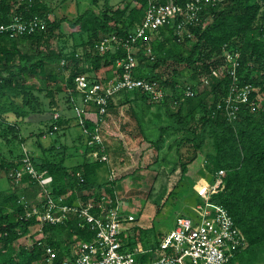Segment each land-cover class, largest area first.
Listing matches in <instances>:
<instances>
[{
  "label": "trees",
  "instance_id": "trees-1",
  "mask_svg": "<svg viewBox=\"0 0 264 264\" xmlns=\"http://www.w3.org/2000/svg\"><path fill=\"white\" fill-rule=\"evenodd\" d=\"M91 1L93 5L82 11L77 6L75 15L64 13L51 18L54 8L43 0H0V24L9 23L16 13H22L24 18L38 15L47 20L45 30L17 38L0 32V139H6L9 146V150L0 147V170L5 171L12 185L8 189H0V264H48L46 247L49 245L57 250V264L63 257L71 256L77 242L91 241L95 237V231L83 225L80 217L71 214L65 222L44 223L43 236L37 238L39 219L28 217L21 202L23 195L28 196L29 186L37 185L36 181L28 174L19 181L12 175L21 166L26 152L20 146L26 138L21 136L18 139L22 124L28 116L41 109L33 106V98L40 99V95L35 93L39 87L35 83L30 85L27 76L45 79V96L49 98L50 107L59 106L57 93L66 92L68 101L71 93L80 95L75 83L80 73L87 74L92 81L109 78L120 69L117 60L124 55V50L101 52L96 44L108 34L128 35L133 32L143 20L147 2L131 0L124 7H114L111 0L102 3L100 0ZM162 1L184 3L186 0ZM200 17L197 24L188 26L191 36L184 32L179 40L176 26L168 24L155 33L153 54H148L145 46L138 47L135 75L159 81L166 91L165 97L154 100L147 92L124 89L109 100L107 112L120 119L121 107L128 105L136 126L132 130L123 124L122 130L131 136L152 141L156 150L167 135H176L168 152L175 147L173 170L179 169V177L165 198L179 190H193L194 184L184 189L183 180L189 165L201 152H206L202 176L209 175L208 178L213 180V174L224 169L225 187L213 198L229 210L247 238L246 247L227 264H264V0L209 3L201 10ZM77 33L88 35L81 43L82 52L75 44L67 51L60 43L53 42L56 37L69 38ZM23 43L30 45L31 49L23 50ZM230 50L240 53L239 82L253 87L249 102L242 105L233 120L222 107H218V102L229 91L232 76L227 74L217 78L211 74L215 67L225 63L226 53ZM64 59L68 62L65 66L62 65ZM66 70H69L68 77L63 85H59V77ZM185 70L190 72L187 78L183 77ZM188 88L195 92L193 96L184 95ZM143 101L149 107L155 104L166 116L156 127L158 133L155 138L149 137L148 129L152 125L145 120ZM92 109L98 110L96 106ZM156 114L160 115V110ZM108 115L100 120L102 129L107 135H115ZM86 122L91 128L95 126L91 120ZM71 125H79L76 115L66 117L59 113L51 116L49 123L40 126L37 132L42 155H32L31 158L39 170L52 175V193L56 199L64 196V201L70 204L78 200L84 204L90 200L97 203L105 194L114 195L117 179L109 180L108 176H103L109 167L89 156L91 147L84 135L81 133L79 136L85 145L83 158L76 164L66 162L68 145L62 144L64 149L57 152L55 143L45 146L41 140L44 134L54 131L55 126L65 129ZM12 145L15 149L11 148ZM107 146L113 154L120 149V146L114 148L109 142ZM167 153L162 159L167 158ZM155 161H159L158 155ZM166 186L165 181L153 198L157 204L164 196ZM192 212L190 207L186 214ZM166 233L156 231L155 227L145 230L139 225H131L123 235L124 249L131 250L139 243L155 248ZM25 237H29L32 243L21 242ZM152 255V252L140 253L136 258L143 263Z\"/></svg>",
  "mask_w": 264,
  "mask_h": 264
},
{
  "label": "built area",
  "instance_id": "built-area-1",
  "mask_svg": "<svg viewBox=\"0 0 264 264\" xmlns=\"http://www.w3.org/2000/svg\"><path fill=\"white\" fill-rule=\"evenodd\" d=\"M145 14L133 32L128 35L108 34L96 47L105 52L110 49L122 48L124 55L117 60V67L109 78L92 81L85 73L76 76V88L80 92L82 104L75 100V115L79 127L91 147L89 156L94 160L105 162L108 167L109 180H115L117 169L112 163L108 150L107 139L100 120L108 115V104L111 98L122 90H141L147 92L154 100H162L166 91L159 81L135 75L137 68L136 53L138 47L145 46L148 54H153L152 40L155 33L168 24L176 26L179 40L184 32L191 36L189 25L200 21V12L209 3L215 4L226 0H186L184 3L162 0H146ZM47 28L44 17L34 15L24 18L22 13H16L9 23L0 24V32H7L12 38L32 34ZM239 51H228L225 63L212 70V75L221 78L232 76L229 91L218 107H222L229 119L238 116L243 104L249 102L253 87L249 83L241 84L237 69ZM62 60V65H67ZM208 82V80H205ZM195 92L188 88L185 96H193ZM183 96V98L185 97ZM96 106L98 110L92 108ZM58 116V115H57ZM87 120L95 123L91 128ZM57 128V126H55ZM225 170L213 174V180L198 177L194 190L200 200L192 206L191 214L177 216L174 227L160 239L157 247H146L137 244L133 249H124V233H127L135 220L133 212L125 210L124 202L119 198L116 189L114 195L105 194L99 202L93 200L86 204L81 201L67 203L64 196L56 199L52 193V175L46 170H39L28 151L22 158V164L12 175L19 181L24 174L31 176L39 188L35 199L26 195L21 197L28 217L39 219L38 229L42 231L44 223L58 224L65 222L75 214L83 225L95 231L91 241H79L67 255L57 264H227L238 251L247 245V238L235 223L229 210L214 200L213 196L225 187ZM152 252V257L146 262H138L136 255ZM57 250L51 245L46 247V261L55 264ZM190 262V263H189Z\"/></svg>",
  "mask_w": 264,
  "mask_h": 264
},
{
  "label": "rangeland",
  "instance_id": "rangeland-1",
  "mask_svg": "<svg viewBox=\"0 0 264 264\" xmlns=\"http://www.w3.org/2000/svg\"><path fill=\"white\" fill-rule=\"evenodd\" d=\"M43 1L47 2L51 8H54L53 13L50 14L51 18L64 15V13L75 15L77 13V6H79L82 11L83 9L93 5L91 0H79V2H77V0ZM103 1L104 0H100V3ZM111 1L114 7H124L131 0ZM87 36V34L82 36L77 33L73 37L69 38L66 36L56 37L53 42L60 43L67 51H69L71 46L75 44L77 45L78 50L82 52L83 47L81 43L83 40L87 39ZM21 47L23 50L31 49V46H27L25 43L21 44ZM68 74L69 70L62 72L59 77V85H63V83H65ZM189 74L190 72L185 70L183 72V77L187 78ZM27 82L30 85L35 83L37 87L43 89L42 91H40L39 88L35 90V93L40 95V99H38V101L33 98V106L36 105L37 109H41L40 111L32 113L25 119V122L22 124V130L18 135V139H20L21 136H24L26 141L22 142L20 145L22 150H24V152L28 151L31 156H37L42 155L43 152L37 139L39 137L37 136L39 127L44 126L45 123H49L51 116H57L59 113L65 114L66 117L75 116V100L77 102L79 101L80 104L82 103L80 101V95L77 96L73 92L70 94L71 100L68 101L66 92H60L57 93L56 96L59 100V106L50 107L49 98L45 96L47 91L44 89L46 88L45 79L41 76H27ZM258 104H261V97H259ZM142 106L145 113V120L150 122L152 125L151 128L148 129L149 137L155 138L158 133V129L156 128L157 125L162 120L166 119L164 111L159 109L155 104H152L149 107L148 103L144 101L142 102ZM135 108H138L137 105ZM159 110L160 115L156 114ZM120 112V119H117V117H115L112 113H109L107 116L110 123L114 125L115 135L105 134L107 142L112 144L114 148L120 146L117 154L110 152L112 163L117 169L116 192L119 198H121L124 202L125 210L133 212L135 215V220L132 225H139L145 228V230H152V227H155L156 231L162 230L163 232H168L174 227L177 216L180 214H186L187 210L200 200L199 196L196 195L194 188L193 190L190 189L187 192L179 190L171 196H167L165 198L179 177V169L173 170V167L175 166L173 161L175 147L173 146V149L168 152L169 144L174 140L176 135H167L159 150H156L152 141L143 139V137L131 136L122 130L123 124L128 125H126V128L135 130L136 119L128 112V105L122 106ZM81 133L82 131L79 125H71L65 129L56 128L54 131L44 134L41 140L45 146L55 143L57 145V152L64 149L61 147L62 144L68 145L69 147L66 150V162L68 164H76L82 160L83 151L85 149V145L80 141L79 136ZM56 139L58 140L55 142ZM120 142L121 145H119ZM0 143V147L2 149L4 148L9 150L6 139H0ZM206 146L210 147V144H207ZM11 148L15 149V145H12ZM165 153H167V158L162 159ZM205 153V151L199 153L198 158L189 165V171L183 180L184 189L187 190L188 187L191 188L196 179L202 176L201 172H205ZM157 155L159 157L158 162L155 161ZM163 170L165 171L163 172ZM103 176L105 178L108 176L107 171L103 173ZM165 181L167 189L164 196L159 198L157 204V201L153 200V198L161 191ZM10 186L12 185L7 177V174L4 170H0V189H8ZM38 191L39 188L37 185L29 186V194L27 197L29 199H35L39 193ZM164 198L165 201L163 202ZM37 231L39 230L37 229ZM36 236L37 238H40L43 236V233L39 231ZM21 242L26 244L32 243L29 237L23 238ZM144 244L139 243V245ZM39 264L44 263L40 262Z\"/></svg>",
  "mask_w": 264,
  "mask_h": 264
},
{
  "label": "crops",
  "instance_id": "crops-1",
  "mask_svg": "<svg viewBox=\"0 0 264 264\" xmlns=\"http://www.w3.org/2000/svg\"><path fill=\"white\" fill-rule=\"evenodd\" d=\"M125 133V132H124Z\"/></svg>",
  "mask_w": 264,
  "mask_h": 264
}]
</instances>
